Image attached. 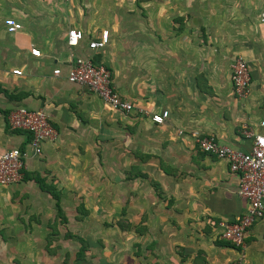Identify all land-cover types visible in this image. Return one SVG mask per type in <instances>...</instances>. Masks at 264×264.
<instances>
[{"label":"crops","instance_id":"1","mask_svg":"<svg viewBox=\"0 0 264 264\" xmlns=\"http://www.w3.org/2000/svg\"><path fill=\"white\" fill-rule=\"evenodd\" d=\"M263 3L0 0V153H26L22 179L0 185V242L12 256L26 252L27 264H264V210L243 246L222 238L224 223L246 207L239 175L196 142L211 134L248 151L253 137L244 131H261ZM70 28L83 31L76 46L66 43ZM103 30L108 43L89 49ZM72 53L105 65L117 93L143 111L114 110L67 81ZM238 56L250 72L243 96L232 86ZM20 106L42 109L56 132L38 150L30 132L8 123ZM36 177L59 191L64 222ZM79 238L86 249L76 259Z\"/></svg>","mask_w":264,"mask_h":264},{"label":"built area","instance_id":"2","mask_svg":"<svg viewBox=\"0 0 264 264\" xmlns=\"http://www.w3.org/2000/svg\"><path fill=\"white\" fill-rule=\"evenodd\" d=\"M260 21L264 22V3L260 12ZM14 26L8 27V31H15ZM83 38V31L70 28L66 33L68 46H76ZM108 43V31H101L98 38L88 41V48L100 50ZM30 52L34 56L40 55L37 47H31ZM71 65L66 73L67 81L86 86L95 92L112 109L129 113L133 110L143 111L132 102L122 98L114 89L110 70L101 63H95L88 57L71 54ZM12 73L21 74L18 68L12 69ZM60 70L55 68L53 74L58 75ZM231 78L234 93L243 96L249 85L250 72L247 61L241 57H235L231 65ZM166 110L151 115L156 123H162L167 117ZM7 120L12 129H21L31 133L30 144L38 150L40 144L55 137L56 132L50 124L46 113L42 109H28L16 107L9 111ZM260 132L244 131L248 137H253L248 151L234 149L217 142L211 134H196V142L199 148L218 158L228 162L229 170L239 175L238 195L246 201L244 212L234 221L224 223L221 237L234 246H243L244 236L249 227L257 219L262 217L264 210V105L262 116L259 120ZM25 151L18 147L4 150L0 153V185H11L19 182L23 176Z\"/></svg>","mask_w":264,"mask_h":264},{"label":"trees","instance_id":"3","mask_svg":"<svg viewBox=\"0 0 264 264\" xmlns=\"http://www.w3.org/2000/svg\"><path fill=\"white\" fill-rule=\"evenodd\" d=\"M35 180L38 181L40 188L46 192H48L55 200V205H56V216L60 218V222L65 221V216L64 213L62 212L61 206H60V193L57 190V188L50 184V183H45L41 178L36 177ZM53 231L56 232L55 226L53 225L52 227ZM53 234V233H52ZM51 235L48 236L47 238V243H46V248L49 249L48 245L51 242ZM80 241V248L76 252V259L82 258L84 255V250L86 249V243L83 242L80 238L78 239Z\"/></svg>","mask_w":264,"mask_h":264},{"label":"rangeland","instance_id":"4","mask_svg":"<svg viewBox=\"0 0 264 264\" xmlns=\"http://www.w3.org/2000/svg\"><path fill=\"white\" fill-rule=\"evenodd\" d=\"M234 59H233V61H234ZM233 61H232V63H233ZM60 245H61V242H60V244L58 243L56 245L57 248ZM16 251H17V253L21 254L23 257L18 256L15 258V256L11 255V253H13V252L8 247V244H6V243L2 244L0 242V264H22V262H25V264H27L28 256H25L26 252H20L18 250H16ZM55 261H56L55 262L56 264H63V260H61V259H57V260L55 259Z\"/></svg>","mask_w":264,"mask_h":264}]
</instances>
